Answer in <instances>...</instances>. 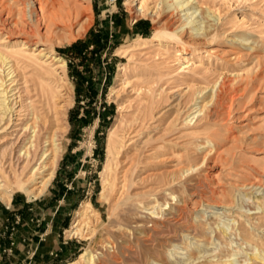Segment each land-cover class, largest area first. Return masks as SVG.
<instances>
[{
	"label": "rangeland",
	"instance_id": "1",
	"mask_svg": "<svg viewBox=\"0 0 264 264\" xmlns=\"http://www.w3.org/2000/svg\"><path fill=\"white\" fill-rule=\"evenodd\" d=\"M187 1L184 15L164 0H0V52L30 85L34 111L46 117L68 103L64 151L45 191L0 201V264H70L88 248L113 255L106 239L123 229L137 241L132 221L171 203L183 204L186 223L172 222L178 240L161 261L188 264L191 244L205 249L191 264H264V0ZM120 72L128 83L113 88ZM110 133L119 149L106 201ZM123 182L128 217L111 212ZM85 202L98 212L87 224L97 233L71 237ZM193 225L200 238L186 236ZM240 225L255 240L242 241Z\"/></svg>",
	"mask_w": 264,
	"mask_h": 264
},
{
	"label": "bare ground",
	"instance_id": "2",
	"mask_svg": "<svg viewBox=\"0 0 264 264\" xmlns=\"http://www.w3.org/2000/svg\"><path fill=\"white\" fill-rule=\"evenodd\" d=\"M188 2H185V0H164L166 8H171V10L177 12L185 11L184 15H187L188 10L193 7L189 6ZM137 10L140 13L147 12L143 6L138 7ZM149 13L151 14V12ZM194 22L195 20L193 19L185 24H192ZM193 29L197 30L198 27ZM162 34L164 33L160 30L157 31L158 36ZM21 44L20 48H23L27 43L24 42ZM53 60L58 61V66L64 70L65 62L60 57L53 56ZM0 72L2 73L0 75V201L9 204L14 192H22L29 199H32L43 193L52 180L59 159L64 151L62 137L66 128L68 103L56 105L57 103L55 102L47 110L49 114L45 112L48 115L42 117L43 115H38L32 107L30 85L18 72L14 63L10 60L9 55L2 52H0ZM121 73L116 77L113 88L128 83L127 80L129 79H126L124 74ZM212 98L213 95H211V100ZM204 107L205 104L196 106L190 120L195 118L197 116L196 114L200 113ZM138 141L137 138H131L129 139V145L134 146ZM117 143V135L110 133L106 146L107 158L103 171L104 174H102L103 189L101 191V198L106 201L109 200L113 189L116 187V183L111 178V175H109V172L113 169L114 165L117 166ZM125 187V182H123L119 195L114 196L111 212L117 213L118 209L123 215L128 217L134 206L133 203L127 202L129 196L125 197L123 195ZM182 202L184 203V201ZM156 203L146 204L145 208L152 209L158 205ZM182 205V203H171L168 211L164 214L161 211L154 210L152 211L154 216L148 215V221L144 220L141 223L132 221V223H135L137 241L130 239L129 232V234H126L123 229H119L114 235L115 240L110 241L106 239L108 243L112 244L111 247L114 248L113 255H107L105 252H101L100 254L102 256L99 257L96 253L97 251L93 248H88L81 253L77 261L71 262L70 264H168L167 261H161V259L165 258L163 249L175 245L174 241L178 240L177 230L179 229L178 226L176 228L172 227V222L180 226L186 223ZM262 205L264 203L259 202L258 207H262ZM124 219L128 220L129 218ZM92 220L100 222L98 212L93 209L89 202H85L81 205L80 211L68 231V235L78 238L87 236V234L94 236L97 233L96 229H89L87 225ZM147 223L151 224V230L147 227ZM227 229L226 227L220 231H222L221 233L223 235H226ZM237 230L239 231L240 238L243 239L242 241L252 242L255 240L254 234L248 227L246 228L244 225H240ZM185 234L186 236L192 235L194 238L197 236L199 238L201 237L197 227L194 225ZM184 237L185 235H182V238L179 239H184ZM209 239L207 240L209 241ZM184 240L176 245L187 244L188 242H184ZM199 248L198 246H191V244L189 249L186 247V250H188V264L204 256L201 252H205V249ZM196 254L198 255L194 256ZM216 256L219 255L217 254ZM231 260H225L227 262L225 264H236L230 262Z\"/></svg>",
	"mask_w": 264,
	"mask_h": 264
}]
</instances>
